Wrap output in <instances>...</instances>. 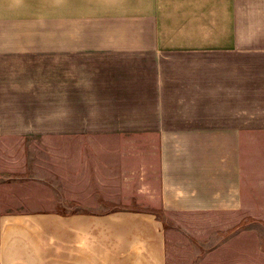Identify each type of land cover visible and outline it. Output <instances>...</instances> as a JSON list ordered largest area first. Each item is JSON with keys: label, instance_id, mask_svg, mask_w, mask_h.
Returning <instances> with one entry per match:
<instances>
[{"label": "crops", "instance_id": "1", "mask_svg": "<svg viewBox=\"0 0 264 264\" xmlns=\"http://www.w3.org/2000/svg\"><path fill=\"white\" fill-rule=\"evenodd\" d=\"M36 135L97 200L0 213V264H264V0H0V172Z\"/></svg>", "mask_w": 264, "mask_h": 264}, {"label": "rangeland", "instance_id": "2", "mask_svg": "<svg viewBox=\"0 0 264 264\" xmlns=\"http://www.w3.org/2000/svg\"><path fill=\"white\" fill-rule=\"evenodd\" d=\"M45 135H36V136H21V137H6V148L8 150V158H6V166L4 170L0 172V178L5 180H0V213L6 211H15V210H48L55 208H62L64 211H69L73 207L72 203L75 199H89L90 202H95L97 200V195L94 193L97 190V180L96 174H84V175H69V176H60L64 172H69L74 170L77 172L80 171H90L94 172L97 170V160L94 156V147L85 148L88 150L85 156L70 155L65 157V151L63 149H56V157L47 159L44 143L46 141H61L62 138L60 135H54L52 138H46ZM87 139H92L93 136H86ZM33 146V147H32ZM36 150H32V148ZM79 151L80 149H74ZM53 151V150H52ZM49 151V152H52ZM64 152V155H63ZM31 155H35L31 157ZM130 158H135V166L137 163L142 164L143 159L142 155L131 156L127 159L124 157L119 158V160H130ZM50 160V161H49ZM25 162V163H24ZM121 170L124 172H129L127 169L126 162L122 164ZM4 164V163H3ZM120 170V172H122ZM132 170V169H131ZM130 170V171H131ZM48 174H56L53 177H45ZM30 175L35 178H22L15 179L16 176ZM5 177V178H4ZM87 182L89 183L90 190L93 189V194L85 195H76L79 193L80 184ZM111 180V179H110ZM80 194V193H79ZM261 220L258 222H253V240H258V235L260 234L259 229L264 230V217L254 218ZM169 230L168 235L172 237L175 241L178 240L182 242L181 249L183 251L191 250L193 248L192 243L186 244V237L184 236V229L177 227L174 220L169 219ZM261 230L262 235L264 231ZM257 231V232H256ZM226 241H229L233 238V235L225 236ZM215 239V237H214ZM213 240L211 238L210 242ZM192 255V253H182L181 264H213V261L208 259L211 256L213 257L214 251H201ZM221 253V252H220ZM218 254V252H217ZM205 256L206 259L201 257ZM194 257V258H193ZM199 257V258H198ZM187 258L190 260L187 261ZM192 258V260H191ZM212 261V262H211Z\"/></svg>", "mask_w": 264, "mask_h": 264}]
</instances>
